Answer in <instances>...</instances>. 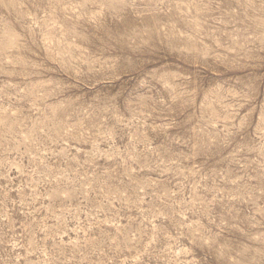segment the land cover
Here are the masks:
<instances>
[{
    "label": "rangeland",
    "instance_id": "374dc122",
    "mask_svg": "<svg viewBox=\"0 0 264 264\" xmlns=\"http://www.w3.org/2000/svg\"><path fill=\"white\" fill-rule=\"evenodd\" d=\"M0 264H264V0H0Z\"/></svg>",
    "mask_w": 264,
    "mask_h": 264
}]
</instances>
